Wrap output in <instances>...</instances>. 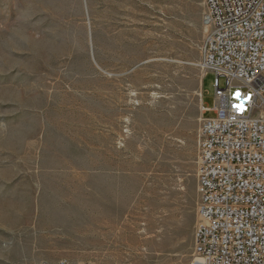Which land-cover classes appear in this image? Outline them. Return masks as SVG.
<instances>
[{
  "label": "rangeland",
  "instance_id": "1",
  "mask_svg": "<svg viewBox=\"0 0 264 264\" xmlns=\"http://www.w3.org/2000/svg\"><path fill=\"white\" fill-rule=\"evenodd\" d=\"M205 8L0 0V264H190Z\"/></svg>",
  "mask_w": 264,
  "mask_h": 264
},
{
  "label": "built area",
  "instance_id": "2",
  "mask_svg": "<svg viewBox=\"0 0 264 264\" xmlns=\"http://www.w3.org/2000/svg\"><path fill=\"white\" fill-rule=\"evenodd\" d=\"M204 2L214 102L202 106L190 264H264V0Z\"/></svg>",
  "mask_w": 264,
  "mask_h": 264
}]
</instances>
